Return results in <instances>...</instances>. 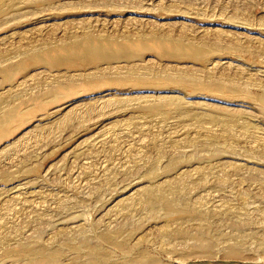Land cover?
<instances>
[{"label": "rangeland", "instance_id": "rangeland-1", "mask_svg": "<svg viewBox=\"0 0 264 264\" xmlns=\"http://www.w3.org/2000/svg\"><path fill=\"white\" fill-rule=\"evenodd\" d=\"M86 33L102 37L110 51L125 45L139 53L112 59L110 66L118 68L105 70L109 79L94 64L56 67L38 58ZM152 34L183 38L210 54L205 60L168 57L138 46ZM128 62L143 76L130 74ZM179 71L208 77L211 84L155 79L156 72ZM71 81L65 91L57 85ZM114 87L123 101L99 97ZM0 96L4 111L15 109L0 122V241H9L0 244V264H93L60 240L57 228L76 245L83 242L82 230L108 251L107 263L98 264H130L139 254L154 264H264V0H0ZM65 109L76 112V119L61 126L62 119L51 117L58 112L62 118ZM187 110L200 112L203 126L215 132L219 115L233 119L234 138L219 142L223 152L214 151L211 141L204 144ZM38 116L45 118L37 122ZM181 116L188 121L178 124ZM156 155L160 164L151 172ZM163 175L183 180L179 190L190 196L187 208L154 214L126 199ZM22 181L28 184H22L25 194L4 200ZM105 233L115 239H104ZM18 244L63 251L54 263L26 260L17 255Z\"/></svg>", "mask_w": 264, "mask_h": 264}, {"label": "bare ground", "instance_id": "bare-ground-1", "mask_svg": "<svg viewBox=\"0 0 264 264\" xmlns=\"http://www.w3.org/2000/svg\"><path fill=\"white\" fill-rule=\"evenodd\" d=\"M149 36L147 39H145V37L142 36V39H140L139 41H137V44H139L138 46H141L142 48H148V49H156L158 48L159 51H161L162 53H164L165 55H167L168 57H181V58H192V59H201V60H205L207 59V57L209 56L210 53H208V51L206 50V48H201L199 47L197 44L193 43V42H190V41H186L185 39L183 38H175L173 36H170V35H165V36H159V35H156V34H152V35H147ZM72 37H79L78 39L77 38H74V39H70L69 41H66V42H59L57 45H55L54 48L49 47L50 49H48L46 52V55H41L40 57H38L39 59L41 60H44V61H48L50 60L51 63H53L54 65L57 66H66L68 68H72V67H83L85 65H90V64H94V66L92 68H94L95 70H98L100 68L101 70V74L105 76L106 79H109L110 78V75L107 73V68L108 67H112L110 66L112 64V59L114 58H118V59H122L123 60H128L129 57L133 56V55H136L138 54L139 52H134V50L132 51L131 49H129L128 47H126L125 45H121L119 47V49L115 52L113 51H110V45L107 41H105L102 37L100 36H96V35H92L90 33H86V34H83V35H72ZM141 38V37H140ZM152 41L153 43H156V47L152 48L151 47V44H149L150 41ZM159 41V43H158ZM136 49V47H135ZM138 49V48H137ZM40 54V53H39ZM102 60L103 61V64H105L104 66H100V64L97 63V60ZM221 60V59H220ZM219 60V62H220ZM116 61V60H114ZM214 61V60H213ZM139 62V61H138ZM217 62V60H216ZM226 62V61H225ZM212 63V62H211ZM214 63V62H213ZM212 63V64H213ZM222 63V62H221ZM220 63V64H221ZM198 64V63H197ZM203 64V63H202ZM216 64V63H215ZM217 64H219L217 62ZM224 64V63H223ZM115 67H116V64H114ZM128 68H129V73L130 74H133L137 77H141L143 75V73L140 74V70L141 68L139 69L138 67L132 65L130 66L131 64H129L128 62ZM142 65V64H141ZM100 66V67H99ZM126 66V65H125ZM130 66V67H129ZM138 66V65H137ZM115 67H112V68H115ZM211 67V66H210ZM213 67V66H212ZM118 67H116L117 69ZM120 69V67H119ZM118 69V71H119ZM201 69V68H200ZM208 69V68H207ZM210 69V68H209ZM83 69H80L78 71H81ZM110 70V69H109ZM121 70V69H120ZM84 71V70H83ZM117 71V72H118ZM162 71V70H161ZM144 72V71H143ZM195 72V71H193ZM209 72V71H208ZM67 73V72H66ZM116 73V72H115ZM159 73H161L159 71ZM165 73V72H164ZM163 73V74H164ZM168 73V72H167ZM170 74H167L165 76H161V75H157V72L154 74L156 76L155 79L157 80H163L165 82H176V83H179L180 84H184V85H187V86H197L199 83H204L206 85L208 84H211V80L208 79L207 77V80H202L201 77L197 76L196 74L192 73L191 71L190 72H181L179 71L178 73H171L169 72ZM144 75H145V72H144ZM147 75V74H146ZM150 75V74H149ZM120 76V75H119ZM219 79V78H218ZM221 79V78H220ZM210 80V81H209ZM222 81H224V79H221ZM214 81V79L212 80ZM225 81H227L225 79ZM232 81V80H231ZM229 82V83H232V84H237L235 83L234 81L232 82ZM156 82V81H155ZM161 83V82H159ZM74 82H69V84L67 85L66 83H63V82H58L57 85L59 87V89L65 91V89L69 86V85H73ZM140 84V82H139ZM168 84V83H167ZM231 84V85H232ZM137 85V84H136ZM134 85V87L136 86ZM153 85V84H152ZM156 85V83L154 84ZM174 85V84H173ZM178 85V86H179ZM238 85V84H237ZM140 86V85H139ZM142 86V85H141ZM162 86V84H161ZM165 86V85H164ZM175 86V85H174ZM181 86V85H180ZM121 87V86H120ZM138 87V85H137ZM136 87V88H137ZM143 87V86H142ZM148 87V86H147ZM235 87V86H234ZM156 88V86H155ZM161 88V87H160ZM175 88V87H174ZM127 89V88H126ZM158 89V88H157ZM163 89V88H162ZM130 90V89H129ZM132 90V88H131ZM181 90V89H180ZM118 91V90H117ZM115 87L114 88H107V89H104L101 91V95L99 96L100 98H102L105 102L108 101V103L110 101H123V99L125 98L123 96V94L120 92H117ZM125 91V90H124ZM123 91V92H124ZM136 91V90H135ZM174 91V90H173ZM187 91V90H186ZM117 92V93H115ZM121 96H119V95ZM117 95V96H116ZM3 96V95H2ZM0 96V102L1 100H3L4 98ZM113 97V98H111ZM149 97V96H148ZM7 97H5L6 99ZM112 99V100H110ZM110 100V101H109ZM77 101V100H76ZM149 101V100H148ZM74 103V102H72ZM147 103V102H146ZM149 103V102H148ZM158 103V102H157ZM76 104V103H75ZM73 105V104H71ZM149 106L150 105H155L153 102H150L148 104ZM157 105V104H156ZM76 106V105H75ZM89 106V105H88ZM91 106V105H90ZM63 107V106H62ZM65 107V106H64ZM158 107H159V104H158ZM180 107V106H179ZM91 108V107H90ZM181 108V107H180ZM183 108V107H182ZM59 109V108H58ZM70 109V108H69ZM184 109V108H183ZM61 110V108H60ZM225 110V109H224ZM66 113L64 114V116L62 118H59V116H57L59 113L56 112L51 118L53 120V118L55 119H62V120H59L60 122L58 123L59 125L61 124L64 125V126H68V124L71 125L70 122H73V119L75 120L76 118L74 117L76 115V112H73L72 110H66ZM161 111V114L163 115H166L168 114V111ZM5 112V113H3ZM61 112V111H60ZM149 112V111H147ZM146 112V113H147ZM188 116L190 119H192V121H194V125L193 123L190 124V125H193L195 127V129H200L201 131V134L202 136H204V141H205V145H206V142L208 141H211L212 142V148L214 149V151H220V152H223L222 150H224V146L220 145L219 142L221 141L223 143L222 140L224 141H231L233 138H234V131H233V119H228L227 116L224 117V116H218L216 114H213V113H207V112H204L206 116H210V117H216L218 116L219 119L218 121L220 122L221 126H220V129L218 130V132H215L217 130H211V128L209 129V127H205L203 126L204 124L202 123L203 119L202 118H199L200 117V112H194V111H188ZM50 113H53V112H50ZM115 113V112H114ZM158 114V113H157ZM15 115V109L14 108H11L7 111H4V109L2 107H0V122L2 120V118H12L13 116ZM110 115V114H109ZM61 116V115H60ZM177 116V115H176ZM188 116H181L180 118L178 117V124L179 123H183L187 120L188 121ZM39 117V116H38ZM110 117V116H109ZM148 117V116H147ZM186 117V118H185ZM45 118V116H44ZM43 117H39L36 119V121H43L44 120ZM50 118V117H49ZM171 118V117H170ZM176 118V117H175ZM119 119V118H118ZM186 119V120H185ZM49 120V119H48ZM117 120V119H116ZM168 120V119H167ZM176 120V119H175ZM37 121V122H38ZM55 121V120H54ZM111 123H112V119L110 120ZM118 121V120H117ZM53 122V121H52ZM114 119H113V123H114ZM33 123V122H32ZM48 123V122H47ZM110 123V125H111ZM175 123V121H174ZM176 123V125H177ZM52 124V123H50ZM56 124V123H55ZM103 124V123H102ZM128 124V123H127ZM151 124V123H150ZM186 124V123H185ZM33 125V124H32ZM109 125V124H108ZM107 125V126H108ZM119 125V124H118ZM206 125V124H205ZM40 127V125H38ZM172 126V125H171ZM189 126V125H188ZM191 126V127H193ZM218 126V125H217ZM248 126V125H247ZM251 126V125H250ZM31 127V126H30ZM41 127H46L44 128L47 129L48 126L46 125H42ZM186 127V126H185ZM193 127V128H194ZM215 127V126H214ZM32 128V127H31ZM43 128L40 130H43ZM108 128V127H107ZM217 128V127H216ZM219 128V127H218ZM217 128V129H218ZM95 129V128H94ZM105 129V127H104ZM212 129H213V126H212ZM215 129V128H214ZM49 130V129H48ZM93 130V129H92ZM101 130V129H100ZM150 130V129H149ZM246 131V129H243ZM155 131V130H154ZM193 131V130H192ZM30 132V130H29ZM102 132V130H101ZM194 132V131H193ZM200 133V132H199ZM197 133V134H199ZM250 134H252L253 132H249ZM247 132V134H249ZM3 134V132H2ZM149 134V133H148ZM246 134V132H245ZM249 134V135H250ZM255 134V133H254ZM112 135V134H111ZM173 135V134H172ZM249 135H247L249 137ZM192 136V135H191ZM201 136V135H200ZM198 136V138L200 137ZM153 137V136H152ZM196 137V135L194 136ZM193 137V138H194ZM262 137V136H261ZM120 138V137H119ZM192 138V139H193ZM197 138V139H198ZM251 138V137H250ZM252 138H255L257 139V135L256 136H253ZM263 138V137H262ZM261 138V139H262ZM196 139V138H195ZM201 139V138H200ZM254 139V140H255ZM109 140V139H108ZM153 140V139H152ZM157 140V138H156ZM175 141H173L174 143L177 141L175 138L173 139ZM78 141H80L78 139ZM84 141V139H83ZM191 141V140H190ZM195 140L193 139L191 142L193 143ZM197 141V140H196ZM200 141V140H199ZM262 146L264 148V138L262 140ZM154 142V145H158V142L157 144L155 143V140L153 141ZM152 142V143H153ZM172 142V146H175ZM190 142V143H191ZM198 142V141H197ZM202 142V141H201ZM79 143V142H78ZM82 143V142H81ZM195 143V142H194ZM226 143V142H225ZM92 144V143H91ZM160 144V143H159ZM177 144V143H175ZM197 144V143H196ZM203 144V142H202ZM203 144V145H204ZM224 144V143H223ZM76 145V144H75ZM181 145V144H180ZM199 145V144H197ZM259 145V144H258ZM74 146V145H73ZM73 146H70L72 147V150H73ZM78 146V145H77ZM111 146V145H110ZM153 147V145H151ZM154 146V147H155ZM161 146V144H160ZM165 146V145H164ZM208 146V145H207ZM227 146V144H226ZM225 146V147H226ZM153 147V149H154ZM159 147V146H158ZM80 148V147H79ZM159 149L160 151V147L157 148ZM92 150V149H91ZM168 151V150H167ZM227 151V150H226ZM224 151V153L226 152ZM162 152V150H161ZM159 152V153H161ZM229 152V151H228ZM227 152V153H228ZM157 153V152H156ZM175 153V152H174ZM160 155V154H159ZM150 157V156H149ZM155 157V156H153ZM182 158V157H181ZM221 159V158H220ZM160 160L161 158H159V156L156 155L155 158L151 159L150 161V166H149V170L151 172H155L157 169H158V166L160 164ZM174 162V159L172 160ZM171 161V162H172ZM214 161V160H213ZM216 162V161H215ZM218 162V160H217ZM175 163V162H174ZM221 163V162H219ZM241 163V162H240ZM172 166V164H170ZM175 165V164H174ZM199 165V164H198ZM227 165V164H226ZM229 165V164H228ZM148 166V165H147ZM191 166V165H190ZM209 166V165H208ZM231 168L233 167H236L235 166V163L234 164H230L229 165ZM196 167V166H195ZM203 167V166H202ZM206 167V166H205ZM219 167V166H218ZM194 168V167H193ZM199 168V166L197 167ZM229 168V167H228ZM237 168V167H236ZM235 168V169H236ZM137 169V168H136ZM182 169V168H181ZM205 169V168H204ZM189 170V169H188ZM200 172L199 169H196ZM203 170V169H202ZM201 170V171H202ZM169 171V170H168ZM181 171V170H180ZM197 171V172H198ZM218 171V170H217ZM150 172V173H151ZM171 172V171H169ZM182 172V171H181ZM183 173V172H182ZM187 173V172H186ZM201 173V172H200ZM203 173V172H202ZM206 173V172H205ZM153 174V173H152ZM163 174V173H162ZM167 174V173H166ZM175 174V173H174ZM181 174V173H180ZM179 174V175H180ZM188 174V173H187ZM187 174H185L187 176ZM196 174V173H195ZM199 174V173H198ZM176 175V174H175ZM202 176V174H200ZM215 175V174H214ZM255 175V173H254ZM164 176V175H163ZM181 176L183 177V175L181 174ZM193 176V175H192ZM191 176V177H192ZM256 176V175H255ZM254 176V177H255ZM262 176V175H261ZM154 177V176H153ZM176 177V176H175ZM189 177V176H188ZM199 177V176H198ZM172 178H174V176H164L163 179H160V178H154L153 180L150 181V183L147 185V186H144L142 188H135V190H133L130 194H128V196L126 197V199H128V201H133V202H136L137 204L138 203H141L142 206L144 208H146L147 210H149L150 212L152 213H157L161 210H164V211H171V210H174V209H177V208H187L189 205H190V201L191 199L189 200L187 196H189V194H183L180 192V184L183 183V180L182 182L180 178L177 177L178 180H172ZM184 178V177H183ZM201 178V177H200ZM252 178V177H251ZM260 178V177H259ZM150 179V178H149ZM176 179V178H174ZM220 179V178H219ZM224 179V178H223ZM221 179V181L223 180ZM33 180V179H32ZM263 180V179H262ZM20 181V180H18ZM200 181V180H198ZM216 181V180H215ZM191 182V181H190ZM219 182V180H218ZM217 182V184H218ZM224 182V180H223ZM16 183V182H15ZM136 184L138 183H141V182H135ZM134 183V184H135ZM145 183V182H144ZM188 183V182H187ZM197 183V182H196ZM195 183V184H196ZM200 183H203L202 181ZM225 183V182H224ZM23 184V181L22 182H17L16 184H13V186H11L10 190H8V194H5L3 198L4 200H16V199H20L21 195L25 194H21V192L23 190H25V187L22 185ZM27 184V183H26ZM25 184V185H26ZM194 184V183H193ZM194 184V186L196 187V185ZM204 184V183H203ZM28 185V184H27ZM264 185V184H263ZM138 186V185H137ZM193 186V185H192ZM198 187L201 186V185H197ZM203 186V185H202ZM193 188V187H192ZM183 189V188H182ZM194 189V188H193ZM186 192V190H184ZM24 192V191H23ZM42 192V191H41ZM169 192L173 194V196H170L169 197ZM196 192V191H195ZM204 192V191H203ZM129 193V192H128ZM264 193V191H263ZM21 194V195H19ZM35 194V193H34ZM194 194V193H193ZM197 194V193H196ZM201 194V193H200ZM206 194V193H205ZM2 195V194H1ZM38 195V194H37ZM187 195V196H186ZM195 195V194H194ZM244 195V194H243ZM39 196V195H38ZM242 196V195H240ZM190 197V196H189ZM200 197V195H199ZM45 198V197H44ZM125 198V197H124ZM2 199V200H3ZM194 199V198H193ZM199 199V198H198ZM236 199V198H235ZM3 200V201H4ZM26 200V199H25ZM31 200V199H30ZM195 200V199H194ZM196 201V200H195ZM198 201V200H197ZM16 202V201H15ZM18 202V201H17ZM120 203V202H119ZM193 203V202H192ZM201 203V202H200ZM227 203V202H226ZM225 203V204H226ZM244 203V202H243ZM27 204V203H26ZM223 204V203H222ZM129 206V205H128ZM134 206V205H133ZM141 206V208H142ZM220 206V205H219ZM228 206V205H227ZM201 207V206H200ZM229 207V206H228ZM118 208V207H117ZM140 208V207H139ZM124 209V208H123ZM261 209V208H260ZM131 210V209H130ZM142 210V209H141ZM222 210V209H221ZM123 212V210H122ZM162 212V211H161ZM121 213V212H119ZM122 214V213H121ZM125 214V213H123ZM122 214V215H123ZM131 214V213H130ZM160 214V213H159ZM166 214V213H165ZM125 216V215H124ZM127 216V215H126ZM163 216V215H162ZM224 216V214H223ZM158 217V216H157ZM125 218V217H124ZM115 219V218H114ZM130 219V218H128ZM166 219V218H165ZM49 220V219H48ZM169 221V219H168ZM111 222V221H110ZM170 222V221H169ZM167 223V222H166ZM169 224V223H168ZM120 225V224H119ZM127 225V224H126ZM157 225V224H156ZM159 225V224H158ZM4 226V225H3ZM11 227V226H10ZM78 227V226H77ZM118 227V226H117ZM135 227V226H134ZM156 227V226H155ZM79 228V227H78ZM113 228V227H112ZM115 228V227H114ZM77 229V228H75ZM57 230L59 231H56L57 232V236H62L60 240H62V238L64 240L67 241L68 245L75 249V252H77L78 254H86L88 255L89 257L93 258V264H98L99 262H104V263H107L108 259H109V255H108V251L106 252L103 248L95 245V243H93L88 236L85 235V233L79 231L81 234L79 235H82V240L83 242L80 244H75L71 237H68V233L65 232L64 230H60L57 228ZM108 230V229H107ZM112 230V229H111ZM75 232H77L76 230H73ZM98 231V230H97ZM115 231V230H114ZM110 232V231H109ZM78 233V232H77ZM89 233V231H88ZM115 233V232H114ZM114 233H105L103 236H104V239H109V240H114L115 239V235ZM15 234V233H14ZM138 234V233H137ZM53 235V234H52ZM147 235V234H146ZM17 236V235H16ZM130 236V235H129ZM133 236V235H132ZM143 236V235H142ZM51 237V236H50ZM54 237V236H53ZM80 237V236H78ZM81 238V237H80ZM91 238V237H90ZM142 238V237H141ZM8 239V238H7ZM53 240V238H51ZM94 239V238H93ZM143 239V238H142ZM146 239V238H145ZM2 240V239H1ZM51 240V241H52ZM79 240V238H78ZM96 241V239L94 240ZM102 241H105V240H102ZM107 241V240H106ZM7 242H9L8 240H2L0 241V244H7ZM59 242V241H58ZM118 242V241H117ZM55 243V242H54ZM9 244V243H8ZM17 244V243H16ZM15 244V245H16ZM97 244V243H96ZM62 245V243H61ZM60 245V246H61ZM64 245V244H63ZM7 247V246H6ZM63 247V246H62ZM62 247H54V248H46V247H43V246H37V247H32V248H29L23 244H18L17 247H16V253L17 255H19L20 257H23L24 259H30V260H39V261H48V262H51V263H54L56 262L57 258L61 255L63 249ZM65 247H67L65 245ZM2 249V248H1ZM10 249V248H9ZM237 249V248H236ZM77 250V251H76ZM238 250V249H237ZM66 251V250H65ZM243 251V250H242ZM246 251V250H245ZM74 252V253H75ZM235 252V251H233ZM15 253V254H16ZM65 254V253H64ZM82 254V255H83ZM235 254V253H234ZM99 256V257H98ZM111 258V257H110ZM148 260H147V259ZM151 256H148L146 254H139L137 255L136 257H134L133 259L130 260V264H154V260H151L150 259ZM22 259V258H21ZM144 259H146L147 261H145ZM29 260V261H30ZM86 261V260H85ZM90 262V261H88ZM78 263V262H77Z\"/></svg>", "mask_w": 264, "mask_h": 264}]
</instances>
